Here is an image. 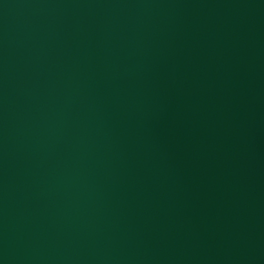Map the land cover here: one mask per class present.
Instances as JSON below:
<instances>
[{
    "label": "water",
    "instance_id": "95a60500",
    "mask_svg": "<svg viewBox=\"0 0 264 264\" xmlns=\"http://www.w3.org/2000/svg\"><path fill=\"white\" fill-rule=\"evenodd\" d=\"M0 264H264V0H0Z\"/></svg>",
    "mask_w": 264,
    "mask_h": 264
}]
</instances>
